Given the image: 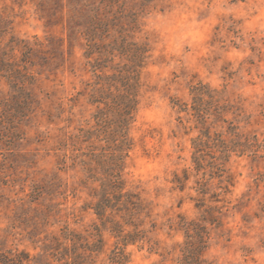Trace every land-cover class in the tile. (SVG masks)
Here are the masks:
<instances>
[{
    "label": "rangeland",
    "instance_id": "rangeland-1",
    "mask_svg": "<svg viewBox=\"0 0 264 264\" xmlns=\"http://www.w3.org/2000/svg\"><path fill=\"white\" fill-rule=\"evenodd\" d=\"M100 1L0 0L1 45L13 36L34 50L27 63L34 77L25 93L0 79V259L25 254L29 260L23 264H64L58 259L64 247H71L63 237L66 226L95 241L99 221L86 209L94 200L82 184L81 166L72 165L80 151L69 139L79 128L95 125L97 110L89 102L96 78L89 71L84 40L74 30L88 20L90 10L83 6L87 2L99 6V19L116 16L115 27L130 29L129 15L135 13L138 28L130 31L129 39L151 48L130 128L127 188L145 199L158 225L176 223L179 215L188 220L201 216L197 181L206 184L212 174L206 203L215 205L211 195L220 193L224 201L219 206L225 207L222 227L208 226V260L264 264V0H149L146 6L143 0H112L108 14ZM201 85L219 98L208 108L212 136L231 139L230 123L222 120L226 118L243 140L252 143L255 136L257 155L233 154L225 161L212 148L197 167L192 140L201 125L190 114L191 89ZM175 100L187 104L189 112H179ZM223 103L229 111L216 112ZM76 147L86 150L85 144ZM219 168L222 177L215 173ZM185 173L190 178L180 190L173 181L176 174L183 178ZM102 235L103 249L92 264H110L116 239L105 229ZM153 237L159 242L158 253L130 245L128 264H177L183 233L165 227Z\"/></svg>",
    "mask_w": 264,
    "mask_h": 264
},
{
    "label": "trees",
    "instance_id": "trees-1",
    "mask_svg": "<svg viewBox=\"0 0 264 264\" xmlns=\"http://www.w3.org/2000/svg\"><path fill=\"white\" fill-rule=\"evenodd\" d=\"M100 2L103 4L101 10L104 14H108L112 0ZM146 2L149 0H143L144 6ZM83 6L90 10L88 20L85 25L76 24L74 30L78 31L84 40V55L91 67L89 71L96 78L93 85L94 93L91 94L89 102L96 105L97 110L93 116L95 125L79 128V132L70 135L69 139L74 149L80 151L72 158V165L81 166L84 175L82 184L89 190L88 195L94 200L86 205V209L93 210L99 224L95 227L96 233L92 235L95 241L82 237L66 226L63 237L66 241H71V247H64L58 260H63L64 264H92L94 255L99 254L103 249L102 230L105 229L116 239L114 248L108 255L109 263L128 264L129 254L126 251L128 246L148 247L151 251L158 253L159 242L155 240L153 233L167 227L184 235L183 242L179 244L177 264H212L206 256L211 240V231L208 226L211 225L216 229L222 227L225 207V205L219 206V203L224 201L220 199V193L211 195V201L215 205L210 206L206 203V185L214 178L212 174L206 184L197 181L200 186L197 191L201 197L198 199L197 206L203 209L201 216L188 220L179 215V221L176 223L169 220L166 224L158 225L152 218V210L145 199L126 186L124 170L126 159L133 147L130 128L136 120L142 69L151 56V48L147 42L129 39L130 31H136L138 28L137 16L135 13L129 15L132 24L130 29H126L123 25L115 27L116 25L112 22L116 19L115 13H113L115 19L107 15L99 19L95 14L100 9L99 6L92 7L87 2ZM69 31L73 32L71 28ZM1 36L0 34V38ZM68 37L70 40L72 37L70 33ZM16 50H21L20 55L10 61L11 57H16ZM33 51L32 47L21 43L13 36L5 46H2L0 41V79L4 78L7 84L17 89L19 93H25V85L33 80L34 75L28 71L27 66V63L31 62L30 55ZM116 58L125 62L117 63ZM201 87L193 86L191 89L193 113L190 114L196 117V121L201 125L200 133L192 140L197 167L202 166V155H206L205 151L212 148H217L225 161H229L233 154L240 156L252 152L253 155H257L259 145L255 143L257 140L255 136L251 139L254 140L252 143L248 138L243 140L238 127L226 118L222 120L224 123H230L227 133L231 139L228 141L219 133L212 136L210 127L207 126V114L209 105H212L216 97L213 95L214 90L205 85ZM173 104L174 107H178L179 112H189L187 104L177 100L173 101ZM216 110H218L216 112L229 111L225 103L217 106ZM99 142L104 144L99 146ZM77 144H85L86 150L82 147L77 148ZM221 172L224 170L220 168L218 172L215 171L219 173L218 177H222ZM189 178L188 173H185L183 178L176 174L173 182L176 183L177 188L184 190ZM223 188L226 189L225 186ZM227 191V189L224 190V192ZM146 224L150 227L147 228ZM160 255L165 257L164 253ZM24 260H29L25 254L17 259L4 255L0 263L23 264Z\"/></svg>",
    "mask_w": 264,
    "mask_h": 264
}]
</instances>
